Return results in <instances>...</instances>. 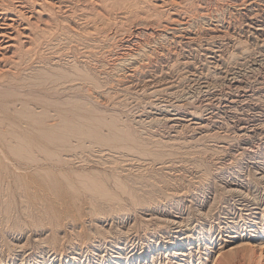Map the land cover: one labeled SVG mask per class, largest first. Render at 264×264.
<instances>
[{
	"label": "rangeland",
	"instance_id": "1",
	"mask_svg": "<svg viewBox=\"0 0 264 264\" xmlns=\"http://www.w3.org/2000/svg\"><path fill=\"white\" fill-rule=\"evenodd\" d=\"M208 1L150 42L73 44L28 61L21 94L0 87V264H264V0Z\"/></svg>",
	"mask_w": 264,
	"mask_h": 264
},
{
	"label": "bare ground",
	"instance_id": "2",
	"mask_svg": "<svg viewBox=\"0 0 264 264\" xmlns=\"http://www.w3.org/2000/svg\"><path fill=\"white\" fill-rule=\"evenodd\" d=\"M230 2H233L236 5L245 4V2H234V1H231V0H230ZM216 4H218V3H216ZM209 5H210V1H208V0H0V87L3 88L4 84H8L10 86L16 85L17 86V93L21 94L22 91H23L22 90L23 86L21 84H19L18 82L26 84L25 77H23L22 74H20V73L23 72L22 71L23 69H24V71L29 70V69H25L26 64L28 63V61H31V60H33V61L39 60L40 61L43 58L45 59L47 55H51L53 53L59 52L60 49H62L63 47L68 48V47H70L73 44L74 45L80 44L81 47H82V45H85V47H86L87 44H90L91 46H93L92 43H98V42L101 43L102 45H105V44L106 45H112L114 43V40H115V43H116L117 42L116 40H118L120 38H124L126 34H130L131 35L132 34L131 32H133L134 30H136V33H140V35H141V33L145 34L146 38L144 37L145 40L143 39L144 40L143 42H145V41L150 42L149 40H151V38H152L151 33H158L159 34V33H161L160 32L161 30L165 31L164 30L165 28L166 29L173 28L176 24H189V25H191L193 23V21L196 20L194 18L199 17V16H204L207 13H210L212 11V9L210 11V6ZM198 9H203L204 11L198 12ZM149 27H151L153 30L149 29ZM149 30H151V31L149 32ZM130 35H127V36H130ZM261 35H263V34H261ZM241 37H243V36H241ZM255 37H256V35H255ZM252 38H254V37H252ZM198 40H200V39H198ZM231 40H232V38H231ZM256 40H258V39H256ZM118 41H120V40H118ZM139 42H141V40H139ZM256 42H259V41H256ZM209 45H211V44H209ZM237 45L235 47H237ZM243 45H244V43H243ZM113 46L114 45H112V47ZM141 46H142V42L140 43L139 48ZM240 46H241V44H240ZM135 47H137V46H135ZM172 48H173V46H172ZM245 48H247V47H245ZM170 50H169V53H171ZM174 51H176V50H174ZM244 51H246V50H244ZM248 52H249V50H248ZM214 53H215V51H214ZM220 56H222V55H220ZM232 56L233 55H231V57ZM149 58L150 57H148V59ZM229 59H231V58H229ZM236 59H238V58H236ZM222 60H223V58H222ZM70 62H71V67L70 66L69 67L71 68L70 70H72V72H77L76 74H79L83 78L93 80L95 83L97 82L98 79L94 75H92L91 74L92 72L89 71L90 69H88L90 64L87 67L86 65H88V64L81 63L75 57L73 58V62L72 61H70ZM84 62H86V61L84 60ZM215 63H217V62H215ZM29 64H30V62L28 63V65ZM195 64H197V63H195ZM24 65H25V67H24ZM31 65H33V64H31ZM69 65H70V63H69ZM222 65H223V63H222ZM227 65H229V64H227ZM195 67H197V66H195ZM199 67H201V66L199 65ZM199 67H197V68H199ZM30 68H31V66H30ZM201 68H203V67H201ZM230 68H231V66H230ZM175 69H176V67H175ZM175 69L172 70V71H175ZM38 70H39V68H38ZM192 71H194V70H192ZM222 71H224V70H222ZM202 72H204V71H202ZM226 72H228V71L226 70ZM62 73L66 74L65 71H62ZM166 73H167V71H166ZM168 74H170V73H168ZM189 74H190V72H189ZM82 83L83 82H81V84ZM205 83H207V82H205ZM149 87H150V85H149ZM150 88H152V87H150ZM203 90H205V89H203ZM156 92H157V90H156ZM23 104H25V103H23ZM18 110L19 109H16V111H18ZM3 112L6 113V109L5 108L0 110V119H2L1 113H3ZM78 132H80V131H78ZM112 135H114L117 138L120 137V136L121 137L124 136V135L122 136L121 133H119L116 130H114ZM60 137H63V136H60ZM107 137H109V136H107ZM13 174L15 175L14 176L15 180H17L19 178V176L21 175V173H19V172L13 173ZM1 182H2V180H1ZM39 182H40V180H39ZM9 184L10 183H8L7 185L10 186ZM39 184H38V186H39ZM35 185L34 184H26L24 186L23 185H21V186L23 187V190H26L28 192H29V190H31L29 192L30 194H31V192L34 194L35 192H37L36 190H38V192H39V189H41L44 192H45V190H47L45 188H44L45 190H43L42 188H37ZM40 186H41V184H40ZM11 187H10V190L12 189ZM23 190H22V192H23ZM45 193L46 194H42L41 192H39V196H40L39 199L44 200V195H47V193H49V192H45ZM12 194H13V192H12ZM20 194H22V193H20ZM30 194H28V195H30ZM102 194H106V193L102 192ZM31 195H30V197H31ZM32 196H34V195H32ZM20 197L22 198V196H20ZM30 197H29V199H30ZM35 197H36V195H35ZM35 197L33 199H35ZM47 197H51L50 199L54 198V197L48 196V195H47ZM24 198L25 197H23V199H22L23 201H24ZM25 199H27V197ZM5 200H6V198H5ZM144 200H146V199H144ZM6 201H4V203ZM26 201H24V202H26ZM48 201H50V200L49 199L46 200V202H48ZM94 201H96V200H94ZM32 203L33 202L31 201L30 204H32ZM39 203H38V205H39ZM41 203L44 204L43 201ZM92 203L95 205V202H92ZM33 204H32V206L35 205V204L34 205ZM47 204H45V205H47ZM29 205H27V207ZM51 205H48L49 208H50L49 211H50L51 214L55 212L56 216H49L48 220L45 219L46 217L43 218V219L42 218L41 219L40 218L39 219H37V218L34 219L33 218V219L34 220L37 219L36 222H35V224L37 223L36 225L43 224L42 221H44V219L47 220L48 224L45 221L44 222L48 226L45 225L44 227L45 228H49V229H47V230L50 231L49 238L51 239V242L53 241L52 245L54 246V247L53 246H50V247H53V248L58 250V249H62L63 248V245H61V244L64 242V241H62L61 236L58 235L59 234V230L56 227L60 223L59 220H58L59 219L58 217H60V214H58L59 212L57 213L58 210L52 212L51 211V207H53V205L52 206ZM97 206H99L98 209L101 208L100 204L97 205ZM34 207H36V206H34ZM37 207H36V210H38ZM10 208L13 211V209H12L13 207H10ZM40 209H39L38 213H40L42 211V209L44 211L45 208L42 207V209L41 210ZM55 209H57V208H54L53 210H55ZM102 209H104V208H102ZM11 210H10V212H8V214L11 213ZM31 210L32 209H30V211ZM33 210H35V209H33ZM24 211H25V214H26L27 210H24ZM28 211H29V208H28ZM104 211H106V210H104ZM15 212H16V210H15ZM61 212L63 213L62 210H61ZM38 213L36 212V214H38ZM41 213L43 214L44 212H41ZM112 213H113V211H112ZM16 214H17V212H16ZM36 214H34V215H36ZM44 214H47V213H44ZM96 214H97V212H96ZM12 215L10 217H12ZM34 215H33V217H34ZM63 215H66V213L65 214L63 213ZM63 215H61V217ZM102 216H104V215L102 214ZM38 217H40V216H38ZM64 217H67L69 219V216H67V215L64 216ZM16 218H17V216H16ZM13 220H14V218H13ZM57 221L59 222L58 224L56 223ZM70 222H71V220H70ZM55 224H57V225H55ZM11 225H12V223H11ZM72 225L74 226V223ZM66 236L68 237V234H66ZM48 242L50 243V241H48ZM220 263L224 264V261L223 262L222 261H218L217 262V264H220Z\"/></svg>",
	"mask_w": 264,
	"mask_h": 264
}]
</instances>
